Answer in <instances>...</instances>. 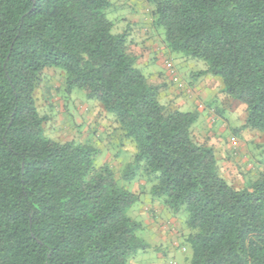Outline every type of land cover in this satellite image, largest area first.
Here are the masks:
<instances>
[{
  "label": "trees",
  "instance_id": "obj_1",
  "mask_svg": "<svg viewBox=\"0 0 264 264\" xmlns=\"http://www.w3.org/2000/svg\"><path fill=\"white\" fill-rule=\"evenodd\" d=\"M147 1L163 47L204 61L196 75L220 78L244 105L241 128L264 136V0ZM111 6L0 0V264H136L149 248L128 213L143 194L128 187L138 175L150 202L185 226L186 264H264V167L242 188L224 176L193 134L198 114L162 102ZM47 68L64 70L62 90H84L133 140L127 184L97 165L92 142L46 134L35 92Z\"/></svg>",
  "mask_w": 264,
  "mask_h": 264
},
{
  "label": "rangeland",
  "instance_id": "obj_2",
  "mask_svg": "<svg viewBox=\"0 0 264 264\" xmlns=\"http://www.w3.org/2000/svg\"><path fill=\"white\" fill-rule=\"evenodd\" d=\"M110 1L112 2V6L106 12L108 17L112 20L114 16H133L134 13L137 12L136 8L143 14H149V10L151 9V5L147 0H127V3L121 0ZM137 1L139 3L136 6L135 3ZM122 3L125 5H122ZM124 23L123 21H120L118 25L116 23L117 30L118 27L125 28L126 25ZM144 32L149 33V31L147 32L145 30ZM153 33L154 36H150L152 37L153 47L149 52L151 60L147 65H140L139 68L142 72L146 73L148 70H157L162 73L161 78L164 80L169 78L175 82L177 78L180 84L183 85V82L188 84L184 91L188 97L186 101L189 106L186 105L182 110L198 114V124L196 127L203 132L204 136L206 133H210L209 129H211L220 132L216 137L213 134L214 138L217 140H221V138L225 140L226 137L229 136L230 130L228 129L226 132H222L226 130L223 123L224 117L230 119L229 128H241L246 122L247 115L245 108L239 105L240 102L238 100L229 98L228 101L223 102L219 96L218 98L217 96L206 94L198 95L189 87V83H196L199 78L196 74L207 67L206 63L202 60L187 58L183 53L170 51L166 45L163 47V43L158 34H156V32ZM167 59L171 60L172 66L175 69V74L170 73L165 62ZM212 76L222 83L220 78L214 75ZM180 79L183 82L180 81ZM64 80L65 72L59 68H47L40 76L35 96L41 114L49 117V120L45 124L46 134L59 141L73 139L92 142L99 151L97 165L109 164L113 168L119 182L121 184H127L123 175L128 164L133 160V155L136 152L135 143L125 136L124 131L115 121L112 114L105 111L102 105L98 101L91 99L84 90L74 89L72 93L63 91L64 89L62 90V86ZM188 89H190V92ZM175 91L177 92L179 90L177 89ZM178 95L185 98L183 92L179 91ZM211 97L212 99L217 97V99H214V103L216 107H218V113H211L207 110V102H210ZM202 106L205 107V110L199 111V109L203 108ZM235 107H237V109L232 112V109ZM233 114L237 115L233 116ZM256 133L258 132L251 131L249 135L250 138L248 139L249 142H247V146L240 151V156L238 154V142L235 141L232 144V150L236 152L235 155L238 154L237 156L241 158V170L244 172H241L243 176L240 177V179L244 181H246L247 177H255L257 173H259L258 170H256L254 174L249 172L253 167L255 168V165H260L258 164L257 158L264 159V153L262 152L263 148L261 149L260 146L257 147L255 145L256 139L258 138ZM261 140L264 141V136H262ZM257 141V143H262L259 139ZM225 153L228 154V150ZM263 167L264 164L261 165L260 168ZM222 172L229 178L232 177V182L236 181L237 178L233 177L232 173L229 172V168H226L224 165H222ZM235 186H238L237 183ZM128 187L143 193L141 200L137 202L128 213L131 217L142 221L143 228L140 230L139 235L149 245L148 249L138 252L135 258L136 264H165L169 259H175L177 264H186V258L190 259L192 252L191 250L182 249L181 235L182 232H185V226H183L181 220L177 219V224L170 222L168 218L173 215L164 205L162 208H164L166 215L161 214V217L157 219V213L154 212L155 214H152L153 207L149 204L150 199L146 196L149 186L143 177L138 175L128 184ZM147 200L149 201L147 202ZM147 207H149V210H146ZM142 212L149 214L150 218L157 220L155 225L157 224L158 227L154 226L157 227L155 229L161 231L162 228L167 231L170 235V237L168 236L170 242L163 239L161 235L155 234L156 232L153 231V228L147 226L148 216L146 215L145 217ZM182 216H184L185 222L187 215L182 214ZM173 225H176V232H173L172 229L169 230ZM171 235L174 237L177 244L175 241H172Z\"/></svg>",
  "mask_w": 264,
  "mask_h": 264
},
{
  "label": "crops",
  "instance_id": "obj_3",
  "mask_svg": "<svg viewBox=\"0 0 264 264\" xmlns=\"http://www.w3.org/2000/svg\"><path fill=\"white\" fill-rule=\"evenodd\" d=\"M121 1L127 3V0H121ZM138 3H139L138 1L135 3L136 6ZM122 5H125V4L122 3ZM136 10H137V12L134 13L133 16L131 15V17H116V16H114L113 20L115 21V23H117V25L119 24L120 21L125 22L124 23L126 25L125 29L127 28L130 35H131V46H132L133 50L139 55L138 66L140 67V65L149 64V62L151 60L150 56H149V52H150V49L151 50L153 49L152 37L154 36V33H153L152 28H150L151 27V24H150L151 16H150V14H145V13L143 14V13L139 12V10L137 8H136ZM119 29H123V28H119ZM144 30L147 32L149 31V33H145ZM150 36H152V37H150ZM145 74L148 75L153 82H155L156 84H158L161 87L160 88V98H161L162 102L169 104L170 106H172L174 108H179V109H184L185 106L188 105V103L186 101L188 99V97L184 91L186 86H188V84L184 83L181 79H180V81L183 82V85L180 84L178 79L175 82L169 78L165 79V80H167V81H165L164 79L161 78L162 73L160 71H157V70H148ZM173 85H174V87H173ZM189 87H191L192 90L195 91L198 95L206 94V95H210V96H217V97L219 96L223 102L229 100V97L223 92L222 83L210 74L199 77L197 79L196 83H189ZM177 89L180 92L184 93L185 98L181 95L180 96L178 95L179 91H177V92L175 91ZM217 97H215L214 99H217ZM214 99H212V97H211L210 102H207V110L211 113H218V109H217L218 107H216V105L214 103ZM239 105L242 106V108H244V105H241V103H239ZM202 107L203 108L199 109V111L205 110V107L204 106H202ZM236 109H237V107L233 108L232 112H234V110H236ZM236 115L237 114H233V116H236ZM223 121H224L223 123L225 125L224 128L226 130L225 131L221 130V131L226 132L228 129L230 130V134L228 137H226L225 140H223L222 138H221V140H217L216 138H214V136L216 137L217 134H220V132H216V131H213L211 129H209L210 133H206V135L204 136L203 132L200 131L198 129V127H196L198 124V121L194 124L192 131H193V134L196 137L198 142L208 144V145H211L212 147H214L215 152L217 153V158L219 161V166H220L221 171H222V165H224V166H226V168H229V172H231L232 176L236 177L237 179L235 182H232V180H231L232 177L229 178L228 176H226L222 172L224 174V176L234 186L237 183L238 186H235V187L242 188L245 184V181L240 179V177L243 176V175H241V172H244L241 170V166H242L240 163L241 158L239 157L240 151L247 146V142H249L248 139L250 138L249 135L251 134V131H257V130L242 129L240 127L229 128L230 127V119L227 117H224ZM257 132L258 133H256V135L258 138L256 139L255 145L258 147L259 145H262L264 143V141L261 140V138L263 136L262 133L259 131H257ZM213 134H214V136H213ZM258 139L262 143H257ZM235 141L238 142V146H239L238 154H239V156H237L238 154L235 155L236 153H234V151L232 150L233 149L232 144ZM227 150L229 152L228 154L225 153ZM260 167H261V165H255V168L253 167L251 170H249V172L254 174L256 172V170L260 169ZM239 185H241V186H239ZM148 201L149 200H147V202ZM149 204L153 207L152 214H155L154 212L157 213V216H158L157 219H159L161 217V214L166 215L164 208H162L163 204L160 203L159 201H155V202L149 201ZM142 213L144 214L145 217H146V215L148 216L147 226L150 228H153V231L156 232L155 234L161 235L163 237V239L170 242V239H168V236L170 237V235L167 233V231L163 230L162 228H161V231L155 229L158 227L157 224L155 225L157 220L150 218L149 214H147V213H144V212H142ZM168 220L174 224H177V218L176 217L171 216L168 218ZM154 226H157V227H154ZM174 227H176V225H174ZM171 239H172V241H175L174 237L172 235H171ZM167 262L165 264H167Z\"/></svg>",
  "mask_w": 264,
  "mask_h": 264
},
{
  "label": "built area",
  "instance_id": "obj_4",
  "mask_svg": "<svg viewBox=\"0 0 264 264\" xmlns=\"http://www.w3.org/2000/svg\"><path fill=\"white\" fill-rule=\"evenodd\" d=\"M166 64H167V66H168V68H169V70H170V73L171 74H175V69L173 68V66H172V63H171V60L170 59H167L166 61ZM176 80H177V78H176ZM175 80V81H176ZM189 90V92H190V89H188ZM201 106V105H200ZM171 229L173 230V232H176L175 231V227H174V225H173V227H171ZM183 250H185V248H182ZM167 264H177V261L175 260V259H171V260H169L168 262H167Z\"/></svg>",
  "mask_w": 264,
  "mask_h": 264
}]
</instances>
